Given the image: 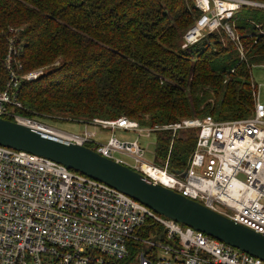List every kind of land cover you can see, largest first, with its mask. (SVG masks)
<instances>
[{
	"label": "built area",
	"instance_id": "obj_1",
	"mask_svg": "<svg viewBox=\"0 0 264 264\" xmlns=\"http://www.w3.org/2000/svg\"><path fill=\"white\" fill-rule=\"evenodd\" d=\"M194 3L202 15L185 33L183 49L215 32H222L228 40L236 42L231 19L243 7L264 8V4L251 0H194ZM18 32L11 29L8 38L4 62L8 81L5 90L0 91V119L34 128L30 123L45 126L16 112L23 108L19 100L22 80L33 81L40 75L22 73ZM239 51L243 56L242 47ZM83 125L86 130L82 135L53 129L64 133L65 138H61L67 141L87 147L94 144L92 149L103 157L264 235V101H256L250 117L225 122L206 116L146 127L121 117ZM90 126L111 134L106 141H94L97 134L87 129ZM191 129L197 132V142L187 168L171 173L169 159L177 134ZM116 131L133 132L139 138L170 132L172 140L165 165L147 163L146 150L139 138L120 141ZM156 227L162 232L155 231ZM0 264L264 262L159 215L103 182L46 158L0 146Z\"/></svg>",
	"mask_w": 264,
	"mask_h": 264
},
{
	"label": "trees",
	"instance_id": "obj_2",
	"mask_svg": "<svg viewBox=\"0 0 264 264\" xmlns=\"http://www.w3.org/2000/svg\"><path fill=\"white\" fill-rule=\"evenodd\" d=\"M201 15L194 0H0V91L8 81L10 30L17 29L22 73L51 66L22 80V117L75 124L126 117L146 127L250 117L252 69L264 67V8L246 6L231 19L236 42L215 32L183 49ZM171 140L170 132L158 134L157 165L168 160ZM196 142V130L177 134L169 172L187 168Z\"/></svg>",
	"mask_w": 264,
	"mask_h": 264
},
{
	"label": "water",
	"instance_id": "obj_3",
	"mask_svg": "<svg viewBox=\"0 0 264 264\" xmlns=\"http://www.w3.org/2000/svg\"><path fill=\"white\" fill-rule=\"evenodd\" d=\"M0 146L46 158L103 182L157 214L264 262V235L155 183L145 175L46 131L0 119Z\"/></svg>",
	"mask_w": 264,
	"mask_h": 264
},
{
	"label": "rangeland",
	"instance_id": "obj_4",
	"mask_svg": "<svg viewBox=\"0 0 264 264\" xmlns=\"http://www.w3.org/2000/svg\"><path fill=\"white\" fill-rule=\"evenodd\" d=\"M226 40H227V38L225 37V40H223V38H221L220 41H226ZM233 57H234V55L232 54L231 56H227L226 58H224L225 59V63H226V68H228V66H229L228 65L229 64L228 60L232 59ZM50 67L48 66V67H45V68H40L38 70L31 71L30 73H40V75H37V79H38L41 75L46 73V71ZM252 82L256 86V91H257V93H256V101H257L258 100V92L260 90V85H259V82L257 81V79L255 77L254 67L252 69ZM25 119H28L29 121L38 122V123H41V124H43V125H45L47 127L55 128V129H57L59 131H62V132H65V133H69V134H74V135H82L85 132V130H86L85 125H83V124H75L73 122L69 123L71 121L65 120L63 118L60 119V117H52L51 121L50 120L38 121V120H35V119L34 120L33 119H29V118H25ZM108 121H113V120H108ZM89 123H91V122H89ZM87 129L89 131H94L95 133L97 132L96 134L101 132L100 130L94 129L92 126L87 127ZM102 133H104V134L103 135L98 134L96 136V138L94 139V141H99V140L106 141L105 137L108 138L110 136V134H111L109 131L108 132L104 131ZM115 136H116V138L118 140L124 141V142H126V141H136L139 138L136 133L124 132V131H116L115 132ZM139 143H140L141 147L146 150V154H145L144 160L147 163H155V150H156V145H157V136L156 135H152L151 138H146V137L139 138ZM87 145L90 148H93V149L95 148L94 144H90L89 143ZM116 157L123 158L125 160H129L128 158H126L124 156H121V155H116ZM156 230H160L162 232V229L160 227H156L155 231Z\"/></svg>",
	"mask_w": 264,
	"mask_h": 264
},
{
	"label": "crops",
	"instance_id": "obj_5",
	"mask_svg": "<svg viewBox=\"0 0 264 264\" xmlns=\"http://www.w3.org/2000/svg\"><path fill=\"white\" fill-rule=\"evenodd\" d=\"M255 72V77L257 79V81L259 82L260 85V90H259V96L258 99L260 101H264V67H257L254 69ZM94 129H96V127L93 126ZM97 130V129H96ZM101 131V130H100ZM97 133V132H96ZM98 134L103 135L104 133H102V131ZM97 134V135H98ZM108 137V136H107ZM105 139L107 140L108 138L105 137Z\"/></svg>",
	"mask_w": 264,
	"mask_h": 264
},
{
	"label": "bare ground",
	"instance_id": "obj_6",
	"mask_svg": "<svg viewBox=\"0 0 264 264\" xmlns=\"http://www.w3.org/2000/svg\"><path fill=\"white\" fill-rule=\"evenodd\" d=\"M32 126H35L36 128H40L42 129L43 131H46L47 133H51L53 135H57L58 137H64L65 134L64 133H61L53 128H50V127H47V126H41V125H38V124H34V123H30ZM65 138V137H64Z\"/></svg>",
	"mask_w": 264,
	"mask_h": 264
}]
</instances>
